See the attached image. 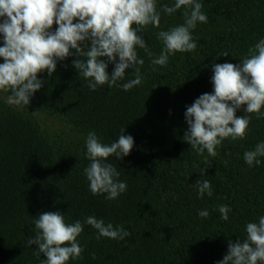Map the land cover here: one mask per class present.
I'll return each mask as SVG.
<instances>
[{
    "label": "trees",
    "instance_id": "1",
    "mask_svg": "<svg viewBox=\"0 0 264 264\" xmlns=\"http://www.w3.org/2000/svg\"><path fill=\"white\" fill-rule=\"evenodd\" d=\"M199 2L207 23L198 22L192 31L197 48L170 56L161 67L151 63L163 49L156 34L183 24L184 9L168 15L162 8L174 0H156L160 27L149 24L138 32L153 56L137 47L143 80L129 91L107 84L91 90L73 66L79 57L70 50L51 76L47 70L37 74L44 83L29 105L10 106L5 98L11 93L0 92V264L46 259L34 255L37 245L28 244L36 235L34 220L43 212L58 211L66 223L83 224L77 238L82 258L66 264H217L229 241L245 240L247 223L264 216V157L251 167L243 158L264 141V118L246 114V105L241 106L236 116H251L246 138L225 139L218 155L208 157L210 166L204 165L206 151L200 155L183 140L187 106L213 92V64H240L249 47L264 38V0ZM57 27L54 23L49 31ZM224 52L229 54L221 56ZM101 59L111 74L114 63ZM125 71L118 85L135 78L132 68ZM43 117L52 124H43ZM121 129L134 138L133 149L121 160L113 155L106 162L116 167L127 189L108 200L107 194L90 191L85 141L94 131L102 143L111 144ZM198 179L210 181L211 197H198ZM219 205L231 208L227 221ZM202 210L209 212L207 218L198 215ZM89 216L122 226L130 235L97 239V230L84 223Z\"/></svg>",
    "mask_w": 264,
    "mask_h": 264
},
{
    "label": "clouds",
    "instance_id": "2",
    "mask_svg": "<svg viewBox=\"0 0 264 264\" xmlns=\"http://www.w3.org/2000/svg\"><path fill=\"white\" fill-rule=\"evenodd\" d=\"M202 8L199 0H174L172 6H163V12L168 15L184 9V23L156 34L163 49L151 60L152 65L165 67L170 56L195 51L197 43L192 31L198 22L207 23ZM0 18H4L0 22L4 40L0 46V57L4 60L0 63V92H10L5 102L17 107L29 105L31 97L42 87L44 81L37 74L47 70L51 76L57 61L72 55L70 50H75L79 57L73 60V66L88 81L91 90L107 84L109 88L119 86L129 91L140 85L143 76L138 65L143 66L144 60L138 58L136 49H144L150 57L153 53L138 32L149 24L159 28L161 19L156 0H0ZM54 23L58 27L54 32L49 31ZM86 41H90V46ZM228 54L224 52L221 56ZM105 57L115 65L111 74L107 72L108 64L101 59ZM129 68L133 69L135 78L118 85ZM212 71L213 92L200 95L187 106L188 130L183 137L198 154L207 152L204 165L208 166L211 161L208 157L218 155L217 147L225 139L246 138L251 116L237 117L235 113L241 106L246 105V114L264 118L261 111L264 108V38L249 47L240 64H213ZM124 131L121 129V135L111 144L102 143L94 131L87 135L85 155L90 164L84 174L93 195L107 194L106 199L114 200L127 189L126 182L119 181L116 167L106 162L113 155L121 160L133 149L134 138L123 135ZM259 157H264V141L243 155L250 167L261 164ZM206 171L207 168L200 169L202 174ZM195 187L199 198L213 195L207 179H198ZM218 211L222 220L229 219V206L219 205ZM198 215L207 218L209 212L202 210ZM84 223L97 230V239L123 240L130 235L122 226L105 224L95 216L87 217ZM34 225L36 235L28 244L38 246L34 252L38 258L41 254L46 257L40 264H66L70 259L82 258L84 248L77 238L84 227L79 220L66 223L64 214L49 211L40 214ZM246 233L243 241H229L227 254L217 264H257L258 261L264 264V216L258 222L247 223Z\"/></svg>",
    "mask_w": 264,
    "mask_h": 264
},
{
    "label": "rangeland",
    "instance_id": "3",
    "mask_svg": "<svg viewBox=\"0 0 264 264\" xmlns=\"http://www.w3.org/2000/svg\"><path fill=\"white\" fill-rule=\"evenodd\" d=\"M41 121H42V123L43 124H49V125H51L52 124V122H50V120H48L47 118H45V117H43V118H41Z\"/></svg>",
    "mask_w": 264,
    "mask_h": 264
}]
</instances>
